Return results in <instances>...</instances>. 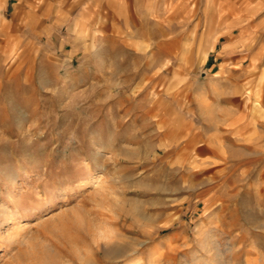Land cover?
<instances>
[{
	"label": "rangeland",
	"instance_id": "obj_1",
	"mask_svg": "<svg viewBox=\"0 0 264 264\" xmlns=\"http://www.w3.org/2000/svg\"><path fill=\"white\" fill-rule=\"evenodd\" d=\"M49 262L264 264V0H0V264Z\"/></svg>",
	"mask_w": 264,
	"mask_h": 264
},
{
	"label": "bare ground",
	"instance_id": "obj_2",
	"mask_svg": "<svg viewBox=\"0 0 264 264\" xmlns=\"http://www.w3.org/2000/svg\"><path fill=\"white\" fill-rule=\"evenodd\" d=\"M82 183H83V182H82ZM38 197H39V198H42L43 196H39V194H38ZM85 240H86V239H85ZM82 241H84V238H83L81 235H79L78 238L74 239V242H77V244H79V243L82 242ZM99 248H101L100 245L98 246L97 249H99ZM48 249H49V248H48ZM49 251H50V250H49ZM50 252H51V251H50ZM62 252H63V251H62L61 249L58 250V253H59V254H61ZM97 252H98V251H97ZM53 253H54V252H53ZM55 254H56V253H55ZM56 257H57V256H56ZM52 258H53V257H52ZM47 259H48V258H47ZM56 259H57V258H56ZM60 259H61V258H60ZM44 260H45V259H44ZM54 261H56V260L53 259V262H54ZM53 262H52V264H53ZM54 263H55V262H54ZM49 264H50V262H49Z\"/></svg>",
	"mask_w": 264,
	"mask_h": 264
},
{
	"label": "crops",
	"instance_id": "obj_3",
	"mask_svg": "<svg viewBox=\"0 0 264 264\" xmlns=\"http://www.w3.org/2000/svg\"><path fill=\"white\" fill-rule=\"evenodd\" d=\"M260 111V110H259ZM193 140L195 141L196 140V138L195 137H193Z\"/></svg>",
	"mask_w": 264,
	"mask_h": 264
}]
</instances>
